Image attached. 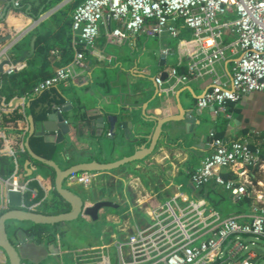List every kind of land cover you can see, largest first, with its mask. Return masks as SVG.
<instances>
[{"label": "crops", "instance_id": "obj_1", "mask_svg": "<svg viewBox=\"0 0 264 264\" xmlns=\"http://www.w3.org/2000/svg\"><path fill=\"white\" fill-rule=\"evenodd\" d=\"M58 1L21 0V6L14 7L12 0H0L3 11L0 14V38L8 37L0 42V62L17 59L26 53L23 59L26 66L22 70L12 74L0 72V159L4 155L11 156L9 149L15 152V158L9 162L1 160L0 172L11 174L16 171L19 182L29 181L31 186L38 188L43 200L35 210L55 213L68 209L67 203L54 191V171L31 159L25 148L27 140L30 149L37 154L38 142L34 137H42V140L44 137L31 133L32 127L39 131L45 116L65 102L72 105L71 110L63 112L65 118L69 122L82 119L89 132L99 129L96 126H100L96 123L98 115H117L118 120L116 123L111 118L105 120L104 134L109 139L104 152L74 153L69 141L52 142L54 150L50 159L62 169L77 163L128 160L114 169L91 171L96 176L87 185L65 178L64 186L80 195L83 193L86 204L111 200L118 207L102 209L96 220L83 215L79 220L69 222L73 226L85 221L84 230L80 232H91L92 239L89 237L83 244L61 243L55 237L47 236L48 227L32 226L30 235H25L22 243L16 240L21 245L25 264H63V257L76 264L73 251L111 245L123 236L120 231L123 225L130 230L148 225L151 219L147 211L171 200L177 193L190 200L204 201L222 217L244 215L245 218L249 213L264 211L263 167L237 165L222 170L224 178L248 182L247 194L240 199L233 198L223 186L214 183L196 191L190 180L193 169L212 151L211 133L226 141L245 139L251 146H258L264 157V90L249 92L237 102H227L218 112L212 107L199 109L197 99L209 87L210 75L189 80L168 92L160 91L155 82V77L164 73L165 80L166 71L172 66L186 71L195 47L192 31L178 20L176 36L167 32L161 35L146 32L115 35L112 30L117 27V22L110 19L99 25L93 47L84 50L83 66L74 68L67 85L57 84L33 93L32 87L52 75L57 67L69 63L78 48L72 42L70 30L71 11L76 3ZM231 38L232 35L224 34L225 41ZM216 70L229 85L231 61L225 59L217 63ZM168 84L166 79L163 85ZM69 91L84 93V105H78L70 98ZM62 93H68L69 101ZM190 112L189 117L195 121L187 125L196 127L197 121H201L198 125L201 131L194 140L183 129L184 118ZM155 118L161 122L171 119L170 123L180 126L181 131L169 136L161 133L149 154L142 160L129 161L137 153H146L151 143L152 130L142 133L135 123L146 122L153 129L157 124ZM122 121H131L132 126H122ZM125 129L131 134L126 135ZM44 133L56 135L57 132L46 130ZM33 139L34 143L31 142ZM38 148L44 151L39 145ZM27 160H30V175L25 170ZM6 190L0 182V211L6 208ZM73 227L76 233L83 228ZM260 243L264 245L260 241L256 248L264 252ZM105 250L113 256L114 250L110 246ZM258 250L252 264L256 258H263ZM1 257L5 259L4 264H8L7 258L2 254ZM52 257H56L54 263L50 260Z\"/></svg>", "mask_w": 264, "mask_h": 264}, {"label": "built area", "instance_id": "obj_2", "mask_svg": "<svg viewBox=\"0 0 264 264\" xmlns=\"http://www.w3.org/2000/svg\"><path fill=\"white\" fill-rule=\"evenodd\" d=\"M12 3L14 7L21 6V0ZM110 19L117 22L112 30L115 35L167 32L176 36L178 20L192 31L195 47L186 71L172 66L166 71L168 86L163 85L166 79L161 75L155 77V82L160 91L168 92L189 80L210 75L209 87L197 99L199 109L212 107L218 112L227 102H237L249 92L264 90V0H79L70 17L72 42L78 48L69 63L38 81L32 92L39 93L57 84L67 85L74 68L83 66L84 50L93 47L99 25ZM225 33L232 38L225 41ZM225 59L231 61L229 85L216 70L217 63ZM25 66L23 60L15 63L10 60L3 72L12 74ZM210 136L212 151L190 173L191 185L200 191L214 183L240 199L247 194L248 182L224 178L221 172L237 165H257L264 169L260 148L251 146L245 139L226 141L212 133ZM9 153L15 158L12 149ZM95 176L94 172L81 171L67 178L87 185ZM0 182L7 189L22 193L24 210H35L43 200L38 188L29 181H18L16 171L7 177L0 176ZM147 212L151 223L131 230L123 225L120 228L123 236L111 245L73 251L75 263L252 264L257 244L264 242V211L249 213L245 218L244 215L222 217L204 201L190 200L177 193ZM109 246L114 250L113 256L105 250ZM1 254L6 257L0 249V264H4Z\"/></svg>", "mask_w": 264, "mask_h": 264}, {"label": "water", "instance_id": "obj_3", "mask_svg": "<svg viewBox=\"0 0 264 264\" xmlns=\"http://www.w3.org/2000/svg\"><path fill=\"white\" fill-rule=\"evenodd\" d=\"M7 38L8 37L0 38V42H4ZM6 49L7 48L4 50ZM1 54L2 51L0 52V55ZM25 57L26 53H23L21 57L11 61L15 63L16 61H22L25 59ZM9 62L10 60L0 62V72L3 71V65ZM165 76L166 74L164 73L161 77L164 78ZM68 93L70 94V98H73L78 105H84V93H76L71 91ZM68 93H62V97L67 99V101H69V96L67 95ZM71 109L72 105L69 104V102H65L64 105H59L53 108L51 112H49L41 121L39 131H34V128L32 127L31 133H34V135L43 136L44 140L47 142L62 143L63 141H69L74 153H79L81 151L104 152L107 149L106 141L109 139L108 136L104 134L105 120L109 121V118H111L110 120H113L114 123H116L118 120L117 115H110L106 117L98 115L96 117V123H99L100 126H96L97 128L99 127V129L94 132H89L87 129H85L86 124L82 119L69 122L65 118L63 112ZM190 115L191 112L188 116H185V124L183 129L186 133H190L191 139L194 140L196 138V134L200 133L201 131V129H199L200 126L198 127V125L201 124V121H197L196 127H194V125L190 127V125L187 124H193L195 121V119L189 117ZM155 120L157 121V124L153 129H151L149 124L146 122L139 121L135 123L136 129L142 133L146 132L148 129L152 130L151 143L148 146L146 153H137L136 155H133V157L131 156V160L129 161L142 160L145 155L149 154L153 150L158 136L161 133L169 136L170 134H175L176 132L181 131L180 126L170 123L171 119H166L162 122L156 118ZM167 123L169 124L167 125ZM124 124L130 127L132 126L131 121H122L121 125L123 126ZM46 130L56 131L57 133L56 135H45L44 131ZM124 131H126L124 132L126 135L131 134V131L127 129ZM76 146H79L78 148H81V150H78ZM25 148L31 159L40 162L54 171V191L62 199V201L67 203L68 209L66 211L55 213L48 211L41 212L37 210L27 211L21 208L23 196L22 193L18 190L7 189L5 191L6 208L0 211V249L4 252L8 264H25V256L22 252L21 245L16 243V240H19V242L22 243L25 235H30V229L32 226L39 224L49 227L50 231H48L47 236H57L56 234L58 232L61 234H66L68 232L66 226H68L69 222L77 221L83 215H87L91 217V219L96 220L99 217V213L102 209L118 207V204L111 200H96L86 204L85 199L80 194L66 188L63 182L65 178L73 173H77L79 171H106L119 167L126 163L124 161L128 160H118L104 164L98 163L96 161L77 163L62 169L54 160L46 159L34 153L30 149L27 140L25 142ZM29 165L30 160H27L25 170L28 171V174L30 175L32 170L30 169ZM255 250L257 251L258 249L256 248ZM258 253L263 255L261 256L263 258H256L254 264H258L260 261L264 262V252L258 250Z\"/></svg>", "mask_w": 264, "mask_h": 264}, {"label": "rangeland", "instance_id": "obj_4", "mask_svg": "<svg viewBox=\"0 0 264 264\" xmlns=\"http://www.w3.org/2000/svg\"><path fill=\"white\" fill-rule=\"evenodd\" d=\"M60 1V0H59ZM58 1V2H59ZM74 0H71L69 3H73ZM82 197H83V193H81ZM79 224V225H78ZM72 225L69 224L68 226H66V229L68 230V232L66 234H61V233H57V236L52 235L51 237H55L56 240L60 241L61 243L65 242V243H69V244H83V242L88 241V238L90 237L92 239V234L90 233H86V232H80L84 230V226H85V221H81V222H77L76 224H73V226H77L80 227L82 229H79L78 232L76 233V228L71 227ZM38 227V226H37ZM49 228V227H48ZM95 229V227H94ZM35 235V234H34ZM260 246H264L263 243L259 244ZM66 257H63V264H72L69 260L65 259ZM51 262L54 263L56 260V257H52ZM261 264H263V262H260Z\"/></svg>", "mask_w": 264, "mask_h": 264}, {"label": "trees", "instance_id": "obj_5", "mask_svg": "<svg viewBox=\"0 0 264 264\" xmlns=\"http://www.w3.org/2000/svg\"><path fill=\"white\" fill-rule=\"evenodd\" d=\"M78 1H79V0H75V1H74V4L77 3ZM34 139H36L37 142H38L37 144H38L40 147H42V148L44 149V151H40V148L37 149V147H38V145H37V147H36V152H37V154H39L40 156H42V157H44V158H46V159H50V158H49L50 153L54 150L53 143H52V142H47V141H45V140H42V139H43L42 137H34ZM34 139L31 140V142L33 141V143H34V142H35ZM24 151H25V150H24ZM24 151H23V152H24ZM25 152H26V151H25ZM10 159H12L11 156H9V155H4V156L0 159V162H1V160H3V161H5V163H6V162H9ZM9 174H10V173L3 174V173L0 172V176H1V177H7Z\"/></svg>", "mask_w": 264, "mask_h": 264}]
</instances>
